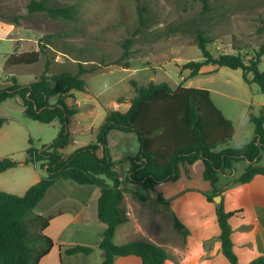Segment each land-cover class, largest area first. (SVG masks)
I'll return each instance as SVG.
<instances>
[{
    "label": "trees",
    "instance_id": "1",
    "mask_svg": "<svg viewBox=\"0 0 264 264\" xmlns=\"http://www.w3.org/2000/svg\"><path fill=\"white\" fill-rule=\"evenodd\" d=\"M199 1L202 8L197 16L167 28L171 34L192 33L195 45L201 51V61H189L183 65V69L190 71L188 77L198 75L200 68L205 65L240 69L244 82L256 84L264 95V71L259 69L264 56V42L248 64L239 54H220L214 57L207 48L213 39L205 34L208 24L204 23L211 13V5L209 0ZM136 10L137 35L146 26L148 11L139 0H136ZM27 12L28 16L42 14L63 21L78 20L79 16L75 5H52L45 0H31ZM133 43V38L121 42L123 62L119 64L124 69L129 68L130 47ZM52 46V38L46 35L39 43L38 50L14 51L10 54L4 68L35 65ZM77 64L75 74L60 72L49 76L50 62L45 61L44 70L35 81L19 84L14 77L5 78L0 87V105L11 99L18 100L27 119L45 125L53 122L59 124L57 137L49 144L36 146L32 139L28 140L23 164L33 165L43 171L39 181L22 196L0 191V264H38L49 253L53 241L44 234V230L55 214L39 215L35 213V208L59 180L99 189L97 218L105 225L98 244L103 254L102 264H113L115 258L126 256L138 257L141 264H164L168 259L166 251L149 241L114 244L116 229L128 222V216L120 207L124 194H131L144 204L156 202L166 205L168 201L155 191V187L175 182L181 168L187 173L186 166L198 160L203 163V179L211 186L208 192L203 193L210 203H214L215 197H222L223 192L229 188L246 184L256 175L264 177V107L258 114L251 111L247 113L254 134L246 144L238 148L217 150L232 139L233 126L214 105L209 91L182 86L172 89L166 82H150L147 85L132 82L134 95L130 99L129 109L123 113L107 111L94 141L77 148L66 157L61 150L70 142L69 118L79 111V107L69 105L67 99L71 97L72 91L86 90V83L81 77L94 71V68H84L80 62ZM248 75L252 76L250 80ZM6 121V117L0 116V129ZM111 131L134 134L137 138L138 152L130 159L123 179L130 185L140 187L141 193L121 187L108 149L107 138ZM239 163L245 164L242 174L221 185V175L232 172ZM17 165L8 157L0 159V174ZM232 215L224 211L222 202L216 205L222 254L230 264H236L229 225ZM172 225L182 237L188 235V230L176 218H173ZM65 253L87 256L92 253V248L69 246ZM249 264H264V257H258Z\"/></svg>",
    "mask_w": 264,
    "mask_h": 264
},
{
    "label": "rangeland",
    "instance_id": "2",
    "mask_svg": "<svg viewBox=\"0 0 264 264\" xmlns=\"http://www.w3.org/2000/svg\"><path fill=\"white\" fill-rule=\"evenodd\" d=\"M30 1L0 0V87L5 78L11 77L19 84L33 82L43 72L45 61L50 62L49 76L60 72L75 74L80 62L84 68H94L92 73L81 77L86 83V90L75 92L81 109L88 112L92 105L94 108L123 111V105L116 103L115 99L132 97V82L139 85L167 82L172 87L187 86L188 83H183L181 77H186L189 71L183 69V65L202 60L192 33L171 34L167 29L170 25L197 16L202 8L199 0H139L148 14L146 26L137 35L136 0H45L52 5H75L79 16L78 20L71 21L51 19L42 14L28 16ZM209 2L211 13L204 20L208 24L205 34L213 39V43L207 45L209 52L214 57L239 54L248 64L264 42V0ZM46 35L52 38L53 46L38 64L4 68L6 55L14 51L38 50ZM126 38H133L134 43L130 47L129 68L124 69L119 63L123 62L121 42ZM259 69L264 71V56ZM191 85L221 90L237 99L229 101L226 107L219 105L235 128L236 134L228 143L229 147H239L246 142L245 138L248 141L252 138L253 125L247 119V112L249 106L255 110L258 107L246 105L242 100L254 104L264 102V95L256 84H241L236 76L219 71L212 75H200L193 79ZM213 100L217 103L221 97L213 94ZM0 116L7 118L0 129V158L8 157L19 164L0 174V191L22 196L33 185L34 175L44 174L33 165L23 164L28 140L32 139L36 146L49 144L57 137L59 124L45 125L27 119L19 101L14 99L0 105ZM123 137L131 144L125 155L135 156L138 152L136 136ZM223 148L225 146L219 147ZM70 149L71 146L67 148ZM112 149L115 151L116 147ZM118 149L125 151L124 145ZM244 166V163L237 164V175L242 174ZM145 205L155 207L157 203L148 202ZM156 208L162 209L159 206Z\"/></svg>",
    "mask_w": 264,
    "mask_h": 264
},
{
    "label": "crops",
    "instance_id": "3",
    "mask_svg": "<svg viewBox=\"0 0 264 264\" xmlns=\"http://www.w3.org/2000/svg\"><path fill=\"white\" fill-rule=\"evenodd\" d=\"M8 56H5L3 65ZM219 71L232 74L241 84L245 83L240 69L231 70L227 67L205 65L200 68L195 77H188L190 71L186 77H181L183 83H188L187 86L182 87L208 90L214 105L233 126V122L225 117L221 107H226L229 101H236V98L221 90L191 85L194 78L200 75H212ZM251 78L252 76L249 75L248 79ZM167 84L172 89L178 87ZM75 92L77 91L70 92L71 97L67 99V103L77 105L79 111L69 118L70 142L61 150L66 157L77 148L94 141L97 129L103 123L107 111H111L100 107L94 108L92 105L88 112L84 111L75 98ZM213 94L221 97V100H217L216 103L213 100ZM132 97L116 98L115 102L123 105L125 110H112L126 112L130 107ZM242 102L246 105H256L258 107L256 110L252 106L248 108V111L254 114H258L259 110L264 107L262 101L257 104L248 100H242ZM235 134L233 126L232 138ZM124 135L132 134L111 131L107 138L108 149L118 172L121 187L141 193L140 187L130 185L123 179L130 159L135 157L125 155L131 144L124 139ZM245 141L244 144L248 142L247 138ZM228 143L224 145L225 148L229 147ZM120 145H124L125 151L118 149ZM70 146L71 149L67 150ZM114 146L115 151L112 149ZM217 150L222 149L218 147ZM3 158L6 157L0 159ZM236 166L232 172L221 175V185L240 176L237 175ZM203 168L200 160L195 161L186 166L187 173L184 168L180 169V176L175 182L157 185L155 191L168 201L166 205L157 204L155 207H148L133 195L124 194L120 207L128 216V222L116 229L114 244L122 245L138 240L149 241L166 251L168 259L164 264H230L222 254L221 242L218 239L220 228L217 223L216 205L208 202L203 195L211 189L210 183L203 179ZM41 176L39 173L34 175L32 184L37 183ZM99 196L100 191L95 186H80L72 181L64 180L57 181L47 191L43 200L36 206L35 213L43 216L55 214L44 230V234L52 239L53 247L38 264H102L103 254L98 249V244L105 225L97 218ZM157 206L162 209H157ZM222 206L225 212L233 214L229 219V225L232 229V250L236 256V264H249L258 257H264V177L256 175L246 184L225 190L222 194ZM173 218H176L188 230L185 238L173 228ZM76 245L91 247L92 253L87 256L65 253L67 247ZM113 264H141V261L136 256H126L115 258Z\"/></svg>",
    "mask_w": 264,
    "mask_h": 264
},
{
    "label": "water",
    "instance_id": "4",
    "mask_svg": "<svg viewBox=\"0 0 264 264\" xmlns=\"http://www.w3.org/2000/svg\"><path fill=\"white\" fill-rule=\"evenodd\" d=\"M221 202H222V197L221 196H217V197L214 198V203L216 205H220Z\"/></svg>",
    "mask_w": 264,
    "mask_h": 264
}]
</instances>
